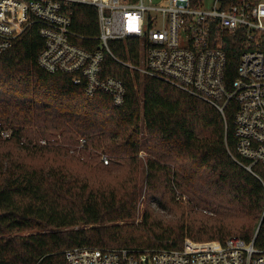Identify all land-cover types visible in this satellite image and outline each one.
<instances>
[{"label": "trees", "instance_id": "16d2710c", "mask_svg": "<svg viewBox=\"0 0 264 264\" xmlns=\"http://www.w3.org/2000/svg\"><path fill=\"white\" fill-rule=\"evenodd\" d=\"M68 10L71 42L96 50L97 8L71 3ZM244 40L239 31L225 37L227 84ZM136 44L109 41L123 59L128 46L134 61ZM42 48L33 25L0 54V264H66L64 251L77 246L182 249L232 236L264 248V165L251 172L240 163L250 161L236 153L234 100L222 114L106 54L102 76L126 87L115 105L104 93L87 96L73 73L44 70ZM6 130L11 135L3 138ZM57 135L61 143L50 140ZM41 137L46 145L34 142Z\"/></svg>", "mask_w": 264, "mask_h": 264}, {"label": "built area", "instance_id": "2783aa9c", "mask_svg": "<svg viewBox=\"0 0 264 264\" xmlns=\"http://www.w3.org/2000/svg\"><path fill=\"white\" fill-rule=\"evenodd\" d=\"M71 3L97 8L96 50L71 42ZM33 25L43 40L38 64L47 72L73 73V83L82 85L87 96L104 93L115 105L124 102V82L102 76L109 54L130 71L168 82L215 105L222 114L234 100L236 153L250 161L240 163L251 172L252 165H264V0H202L199 6H192L191 0H0V54ZM238 31L245 40L237 75L227 84L223 46L225 37ZM128 38L137 40L136 61L128 46L127 59L109 46L110 40ZM1 135L8 138L11 132ZM47 141L42 138L39 145ZM84 144L80 138L77 155ZM101 159L107 164L105 155ZM64 257L66 264H264V248L232 236L223 244L187 242L182 249L77 246L65 250Z\"/></svg>", "mask_w": 264, "mask_h": 264}, {"label": "rangeland", "instance_id": "374dc122", "mask_svg": "<svg viewBox=\"0 0 264 264\" xmlns=\"http://www.w3.org/2000/svg\"><path fill=\"white\" fill-rule=\"evenodd\" d=\"M206 7H210L211 6V3H210V1H207V3H206V5H205ZM43 137H41V138H39L37 141L36 140H34V142H37L38 144H39V141L42 139ZM45 139V138H44ZM47 139V138H46ZM53 139V141H56V143H61V138H60V136L59 135H57L55 138L54 137H52V138H50V140H52ZM33 142V143H34ZM76 148V145H72L71 147H69V150L70 149H75ZM69 153H71V152H69ZM140 157H141V159H142V169H141V177H142V175H143V164H144V162H145V151L143 150L141 153H140ZM105 164V163H104ZM145 194V193H144ZM176 195H177V199H179L180 198V196H179V191H177L176 192ZM181 200L182 201H184L183 203H185L186 202V198L183 196V197H181ZM144 205H145V196L143 195L142 197H141V202H140V205H139V209H140V213H142V211H143V209H144ZM153 207L155 206V204H153L152 205ZM141 219V215L139 216V220Z\"/></svg>", "mask_w": 264, "mask_h": 264}]
</instances>
